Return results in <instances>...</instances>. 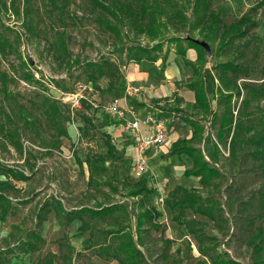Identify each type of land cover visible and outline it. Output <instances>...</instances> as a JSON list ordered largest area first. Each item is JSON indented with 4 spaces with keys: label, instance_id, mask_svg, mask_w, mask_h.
I'll use <instances>...</instances> for the list:
<instances>
[{
    "label": "rangeland",
    "instance_id": "374dc122",
    "mask_svg": "<svg viewBox=\"0 0 264 264\" xmlns=\"http://www.w3.org/2000/svg\"><path fill=\"white\" fill-rule=\"evenodd\" d=\"M102 1L116 4L132 0ZM260 1L214 0V8L222 14L225 24L246 14L256 25L245 38L230 41L217 55L218 41L210 43L212 55L207 63L210 70L223 61L244 66L248 74L239 78L241 95L234 96L232 106L236 117L243 115L247 123L253 120L255 125L264 121V96L249 95L251 90L245 85L264 90V4H258ZM162 2L175 9L182 5L179 0ZM185 10L189 17L191 11ZM101 17L112 19L94 7L91 0H0V37L8 41L6 53L0 50V74L6 72L14 79L10 89L16 99L42 123L41 137L18 123L24 143L23 153L0 136V181L8 184L3 195L11 204L6 215L0 214V264H120L109 256L94 253V248L89 246L90 231L82 232V222L74 216L72 221L64 224L67 221L65 216L62 222L51 210L38 226L37 212L51 198L59 199L69 211L93 207L97 202L123 203L128 208L130 220H120L128 223L135 232V239L138 211L144 205L154 207L159 215H154L153 224L149 221L143 227L146 232L142 233L145 246L140 247L145 256L142 264H200L198 261L210 264L209 259L199 253L198 244L210 253H226L242 264H253L254 252L249 240L260 229L264 231V205H261L264 200V167L261 160L252 155V148L240 147L235 155L231 154L228 139L226 145L219 144L220 153L216 155V127L210 122L209 132L205 131L197 146L201 147L209 166L220 171V176L210 186L203 187L198 177L184 175L192 166L191 158L171 152V145L178 136L172 134L168 145L154 150L147 171L138 174L134 167L135 141L119 121L112 122L116 118L93 108L87 100L72 114V102L67 95L77 92L81 84L87 87L83 94L101 105L114 98L134 99L144 93L148 97L147 88L153 90L150 76L145 86L135 82L136 74L142 69L129 61L126 54L128 47H151L154 41L146 34L138 33L127 18L117 22L121 30V37H118L99 23ZM167 24L163 36L159 37V41H163V51L168 49L167 61L151 64L150 70L162 78L172 62L179 76L174 73L170 77L176 81L183 99L181 104L171 102L172 107L178 105L185 113L197 117L198 112L191 104L192 92L183 86L191 74V67H185L182 58L175 55L174 41L169 39L185 36L186 29L178 21L169 20ZM63 43L66 53L62 50ZM92 62L102 64L105 69V75L95 83L89 79L92 67L88 64ZM26 71L32 72L36 80H24ZM135 87L139 91H133ZM169 89L176 93L172 84ZM248 95L250 102L244 105L242 100ZM47 98L57 102L63 112L60 120H64L68 129V136L60 139L61 146L52 150L44 145V138L50 139L54 133L42 115ZM210 99L212 108H219L217 98L211 95ZM150 103L155 105L153 100ZM3 105L9 109L7 102ZM125 105L124 108L135 110L128 102ZM165 105L171 108L168 103ZM88 119L90 122L85 124ZM180 130L179 136L184 138L193 128L186 124ZM107 134L119 156L107 163L110 183L88 185L86 157L107 152ZM8 169L22 172L29 178L18 180ZM142 181L152 190L148 201L142 196L128 194L129 189ZM178 185L189 190L198 188L205 199L215 202L221 212H217L221 215L218 222L215 224L208 216L190 208H174L173 191ZM84 219L97 226L95 240L100 236L98 231L113 222L112 218L102 220L84 216ZM189 222L196 230L195 235L188 231ZM31 230H38L45 243L38 250L22 253L16 247ZM78 251L81 253L76 254Z\"/></svg>",
    "mask_w": 264,
    "mask_h": 264
},
{
    "label": "trees",
    "instance_id": "16d2710c",
    "mask_svg": "<svg viewBox=\"0 0 264 264\" xmlns=\"http://www.w3.org/2000/svg\"><path fill=\"white\" fill-rule=\"evenodd\" d=\"M91 1L94 7L100 8L103 13L112 17V19L107 17L99 19V23L108 31L121 37V30L117 22L126 20L127 18L138 33L146 34L154 41V45L151 47L135 45L127 48V59L135 63H139L144 59L155 62L159 58L166 62L168 49L165 52L163 51V41H159V37L163 36V30L167 28L169 20L181 22L186 29V35L173 36L169 39L170 41H174L173 48L175 53L183 58L186 65H191L192 67V75L187 80L185 86L195 93V108L198 110V113H201L205 118L210 116L211 126L216 127L217 142L214 144L215 154L219 155L220 153L219 144L226 145L228 139H230L231 154L235 155L240 147L245 148L247 146L252 148V152H250L261 160L260 164L264 167V121H260L259 125H255L253 120L247 123L243 115L236 117L232 106L234 96L238 95L240 97L241 95V87L238 80L242 75L248 74L246 69L241 64L232 61H223L215 64L212 70L208 69L207 63L209 58L206 55L205 49L193 40L201 39L209 43V45L218 41L217 55L218 51L225 48L230 41L245 38L249 30L256 25V22L249 15L245 14L238 20L225 24L222 14L214 8V0H179L182 5L176 9L175 7H167L162 2L163 0H132L116 4H107L102 0ZM166 1L169 3L172 0ZM258 4L263 5L264 0H261ZM185 9L191 11L189 17H187ZM7 45L8 41L0 37V50L3 53H6ZM189 48L197 49L198 57L196 62L188 59L187 51ZM62 50L66 53L64 43L62 44ZM162 53L163 55L161 56ZM88 65L92 67L91 74L89 75L91 83H95L99 77L105 75V69L102 64L92 62ZM23 79L28 82L36 80L34 74L30 71H26ZM13 80L6 72L0 74V136L5 142L14 147L16 151L23 153L24 143L18 123L21 122L23 128L33 131L35 135L40 137L42 134L40 132L42 123L41 120L39 121V118L33 116L23 103H20L16 99V95L10 89V83ZM245 86L251 90L249 91V95L253 93L254 95L262 94L264 96L262 88L251 87L249 84ZM211 95L217 98L219 108H212ZM249 95L248 98L245 97L242 100L244 105L249 104ZM3 102H7L8 110L3 105ZM85 102L86 100H82V104ZM42 107V115L46 120V124H49L54 129L53 136L50 139L44 138V145L48 150L59 148L61 146V137L68 136V129L64 124V120H60L63 112L57 105V102L49 98L46 99ZM187 121L193 124L195 128L194 138L200 141L204 132V126L199 121L189 119ZM87 122H90V120L84 121L85 124ZM105 143L107 146L105 154L93 153L88 154L86 157L85 163L89 171L88 185L100 186L104 183H110L107 177V163L119 156H117L116 146L112 143L108 134L106 135ZM171 152L178 153L179 155L185 154L192 159L193 164L185 170L184 175L187 177H198L203 187L210 186L213 180L220 176V171L215 167L209 166L201 148L195 147L192 144V140L182 139L173 143ZM80 166L83 168L82 162H80ZM8 171L12 172V176L18 180H27L29 178V176L22 172H16L13 169H8ZM7 186L8 184L5 181H0V214L3 216L7 214L11 207L9 199L3 195ZM151 192L152 190L147 187L145 181L138 183L128 190L130 196H142L146 201H148V196ZM262 195L264 198V192ZM173 196V207L176 209L184 210L190 208L195 213L208 216L215 224L219 220L218 216H221L217 215L218 211L221 213L220 208L216 207L215 202L205 199L198 188L189 190L178 185L173 191ZM262 204L264 205V200ZM51 210L56 212L61 221L62 217L65 216L67 221L64 224L69 223L74 218L80 219L82 222L80 230L82 232L90 231L89 246L94 248V253L99 256H109L120 264H142L145 261L144 253L140 248L145 246L142 233L146 232V230L143 227L149 221L153 224L154 215H159V213H156L154 207L144 205V208L140 209L136 216L135 239V232L130 228L128 223L125 224L120 220V218L130 220L128 208L123 203L97 202L93 207L84 206L69 211L65 209L59 199L51 198L46 200L37 212L38 226L42 225ZM84 216L102 220L112 218L113 222L108 224L107 228L100 229L101 231H98V233H100L101 237L98 235V240H95L94 230L97 226L85 221ZM188 231L193 235L196 234V230L191 227L190 222ZM20 241L16 248L22 253L38 250L45 243V239L38 230L29 231ZM249 242L254 252L253 264H264L263 229L253 234ZM70 248L73 250L71 246ZM198 251L202 256L209 259L210 264H242L234 258L229 257L226 253H210L201 244H198ZM80 253L79 251L76 252V254ZM198 262L205 264L203 261Z\"/></svg>",
    "mask_w": 264,
    "mask_h": 264
},
{
    "label": "crops",
    "instance_id": "0c3cea01",
    "mask_svg": "<svg viewBox=\"0 0 264 264\" xmlns=\"http://www.w3.org/2000/svg\"><path fill=\"white\" fill-rule=\"evenodd\" d=\"M175 55H178V54L175 53ZM187 57L192 62H196L197 57H198L197 49L189 48L188 51H187ZM176 59H177V57H176ZM159 60L161 62L163 61L161 58H159L155 62L144 59L141 62H139L140 64L139 63H135V65L139 66L140 69H142L141 72H138L136 74V81L135 82L140 84L141 87L145 86L146 85V80H148L147 78H149V76H150L151 77V84L153 86L152 87L153 90H149V88L146 87L147 88L148 97H145V95H146L145 93H144V96H139V97L134 98V99L129 97V98L125 99V100H121L120 101V105L123 107L125 105V102H128L130 105H132L134 107L137 115L139 117H142V118L145 117L147 114L151 113V114H156L157 116H159L162 119H164L166 121V124L168 126V130H169L170 133H169L168 140L162 146L168 145L171 142V140H172V137H173L172 134H174V136L176 135L178 137L175 138L173 143H175V142H177L179 140H182V139H188V140H192V144L195 147H198L197 145H199L202 142L203 138H204L205 131H206V133L209 132V126H210V124H209L210 120H208L209 117L205 118V117L202 116L201 113H198V116L194 117V116L189 115V114L185 113L184 111H182V109L178 105H176L175 107H172L174 104H172L171 102L176 101L178 104H181L183 102V99L181 97L180 91H179V89L176 88V86H177L176 85V81H172L171 80L172 77H170V74H174L175 73L178 76H179V74L173 68L172 62H170L168 64V68L166 69V75L164 77L160 78L157 75V73H154V71L150 70L151 64L155 65V63H158ZM182 60H183V58H182ZM182 63L185 65V67H191V65H186L184 63V60L182 61ZM191 75H192V67H191V74L188 75V78L186 79V81L184 82V85H183L186 89H189L187 86H185V84L187 83V80L191 77ZM169 84H172V86L175 89L176 93H174V91L172 93L169 91L170 90L169 89ZM189 91L192 92L191 93L192 94V98H191L192 103L191 104H192L193 108H195V93L191 89H189ZM120 92L122 94L123 90H121ZM172 94L174 95V97H172ZM134 100H136V102L138 104L135 103ZM151 100H153L155 102V105H151V103H150ZM166 103H168V105H170V107H171L170 109H169V107L168 108L166 107V105H165ZM99 110H101V109H99ZM195 110L198 112V110L196 108H195ZM174 114H177L179 116V118H180L179 121H175L173 119V115ZM187 119L192 120V121H199V123L204 126V132L202 134V138H201L200 141H198V140H196V138H194V129L195 128H194L192 123L187 121ZM117 121H118V119L116 118V120H113L112 122H117ZM186 124L190 125L193 128V130L190 133V135H187V137L181 138L179 136V131H181L180 129L183 128V126H185ZM171 147H172V145H171ZM133 148H134L135 154H136V147L133 146ZM199 148H201V147H199ZM153 151H154L153 149H149V151H148L149 157H150V155L153 154ZM183 155H185V154H183ZM189 161L193 164L192 159L191 160L189 159Z\"/></svg>",
    "mask_w": 264,
    "mask_h": 264
},
{
    "label": "built area",
    "instance_id": "2783aa9c",
    "mask_svg": "<svg viewBox=\"0 0 264 264\" xmlns=\"http://www.w3.org/2000/svg\"><path fill=\"white\" fill-rule=\"evenodd\" d=\"M86 86L82 84L79 86L77 92L68 93L71 99L72 114L75 110L81 108L82 100H87L93 108L101 109L104 113L111 118H117L119 123L123 125V130L130 133L135 141L136 154L134 158V167L138 174H143L148 169L149 163V149L157 151L169 137V130L166 121L156 114H147L145 117H139L135 110H129L120 105V98H114L102 105L90 99L83 90ZM92 89V87H88ZM133 91H139V88H133ZM175 121L180 118L177 114L173 115Z\"/></svg>",
    "mask_w": 264,
    "mask_h": 264
},
{
    "label": "water",
    "instance_id": "95a60500",
    "mask_svg": "<svg viewBox=\"0 0 264 264\" xmlns=\"http://www.w3.org/2000/svg\"><path fill=\"white\" fill-rule=\"evenodd\" d=\"M193 40L195 43H197L198 45L202 46L205 49L206 55L208 57L211 56L212 51H211V47H210L209 43H207L206 41L201 40V39H193Z\"/></svg>",
    "mask_w": 264,
    "mask_h": 264
}]
</instances>
